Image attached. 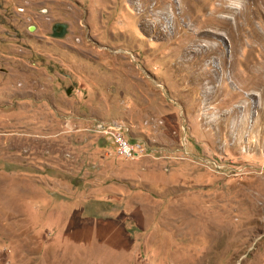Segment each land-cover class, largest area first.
I'll return each instance as SVG.
<instances>
[{
  "label": "rangeland",
  "instance_id": "obj_1",
  "mask_svg": "<svg viewBox=\"0 0 264 264\" xmlns=\"http://www.w3.org/2000/svg\"><path fill=\"white\" fill-rule=\"evenodd\" d=\"M0 264H264V0H0Z\"/></svg>",
  "mask_w": 264,
  "mask_h": 264
},
{
  "label": "built area",
  "instance_id": "obj_2",
  "mask_svg": "<svg viewBox=\"0 0 264 264\" xmlns=\"http://www.w3.org/2000/svg\"><path fill=\"white\" fill-rule=\"evenodd\" d=\"M97 132H105L110 133L118 144L117 153L119 156H133L139 157L145 155L147 152L145 148L142 146V143L136 140H130L128 138L127 142L125 141L124 137H128L129 129H127L126 125L120 124L119 122H110L96 125Z\"/></svg>",
  "mask_w": 264,
  "mask_h": 264
},
{
  "label": "water",
  "instance_id": "obj_3",
  "mask_svg": "<svg viewBox=\"0 0 264 264\" xmlns=\"http://www.w3.org/2000/svg\"><path fill=\"white\" fill-rule=\"evenodd\" d=\"M58 29L55 31L56 36H62L64 33V26L57 25Z\"/></svg>",
  "mask_w": 264,
  "mask_h": 264
},
{
  "label": "flooded vegetation",
  "instance_id": "obj_4",
  "mask_svg": "<svg viewBox=\"0 0 264 264\" xmlns=\"http://www.w3.org/2000/svg\"><path fill=\"white\" fill-rule=\"evenodd\" d=\"M57 29H58L57 25H52L51 31H52V35H53L54 37H59V36H56V34H55V31H56Z\"/></svg>",
  "mask_w": 264,
  "mask_h": 264
}]
</instances>
